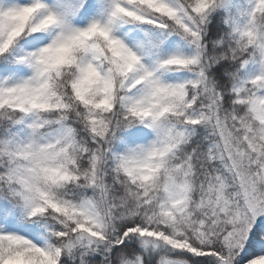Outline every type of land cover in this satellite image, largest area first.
<instances>
[{
	"label": "snow or ice",
	"instance_id": "6c2138e0",
	"mask_svg": "<svg viewBox=\"0 0 264 264\" xmlns=\"http://www.w3.org/2000/svg\"><path fill=\"white\" fill-rule=\"evenodd\" d=\"M0 264H264V0H0Z\"/></svg>",
	"mask_w": 264,
	"mask_h": 264
}]
</instances>
